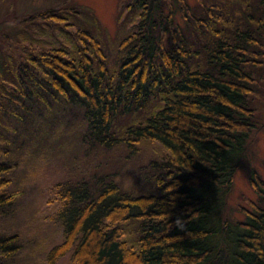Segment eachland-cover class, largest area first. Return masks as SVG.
I'll return each mask as SVG.
<instances>
[{
    "label": "trees",
    "instance_id": "trees-1",
    "mask_svg": "<svg viewBox=\"0 0 264 264\" xmlns=\"http://www.w3.org/2000/svg\"><path fill=\"white\" fill-rule=\"evenodd\" d=\"M123 1L107 44L78 2L0 0V264L34 242L18 212L53 157L47 264H264L255 168L242 219L230 201L264 95V0Z\"/></svg>",
    "mask_w": 264,
    "mask_h": 264
},
{
    "label": "rangeland",
    "instance_id": "rangeland-1",
    "mask_svg": "<svg viewBox=\"0 0 264 264\" xmlns=\"http://www.w3.org/2000/svg\"><path fill=\"white\" fill-rule=\"evenodd\" d=\"M18 8H22L25 0H15ZM60 0H36L38 7L45 8L50 5L55 6V2ZM78 2L93 11L97 17L98 26L103 35L109 37L105 38L106 43L114 42L118 37V29L120 27V21L118 17L121 11H124L122 7L123 0H72ZM11 23V22H10ZM108 55L111 54V49L107 48ZM258 107V120L257 126L251 133V139L249 148L247 151V160L244 166L242 165L234 174L232 183V193L230 196L231 211L232 214L242 219L246 210L251 209L252 204L257 198V191L255 187L250 183L247 176V169L255 168L260 177L264 179V95L256 100ZM70 149V147H68ZM60 158L69 160L73 153L65 152L60 154ZM81 163L91 161V157H82L79 154ZM144 158V156H143ZM53 157L50 162L41 166L42 172L35 180L36 185L32 186L28 196L23 200V209L18 212V221L21 225H28L30 228L29 237L34 240L32 246L29 247V252L24 256L17 257V264H34L33 259L38 264H47L44 261V255L46 250L56 242L62 240L61 230L53 224L50 213L55 211L57 207V195L49 189L52 185L51 181L58 178V175H54L55 166L57 161ZM126 187L130 186V180L124 176ZM41 188L42 192L38 189ZM50 200V202H47ZM237 210H236V209ZM34 231V235L32 233ZM68 255L60 259L56 264H68Z\"/></svg>",
    "mask_w": 264,
    "mask_h": 264
}]
</instances>
